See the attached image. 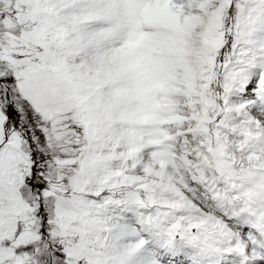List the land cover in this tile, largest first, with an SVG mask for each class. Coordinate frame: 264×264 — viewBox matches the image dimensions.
Returning <instances> with one entry per match:
<instances>
[{"label":"snow or ice","instance_id":"1","mask_svg":"<svg viewBox=\"0 0 264 264\" xmlns=\"http://www.w3.org/2000/svg\"><path fill=\"white\" fill-rule=\"evenodd\" d=\"M0 264H264V0H0Z\"/></svg>","mask_w":264,"mask_h":264}]
</instances>
